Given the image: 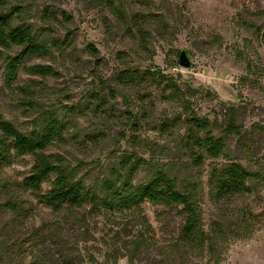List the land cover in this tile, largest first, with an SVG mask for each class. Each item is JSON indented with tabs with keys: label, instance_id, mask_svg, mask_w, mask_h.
<instances>
[{
	"label": "rangeland",
	"instance_id": "obj_1",
	"mask_svg": "<svg viewBox=\"0 0 264 264\" xmlns=\"http://www.w3.org/2000/svg\"><path fill=\"white\" fill-rule=\"evenodd\" d=\"M121 1L129 19L136 13L156 15L148 26L147 47L133 24L118 21L106 1L10 0L22 7L16 23L31 25L51 50L47 56L28 57L27 64L52 65L61 75L42 78L21 72L16 85L35 91L39 103L29 106L26 92L7 87L6 61L0 58V113L29 133L43 126L45 110L60 105L58 115L68 129L50 153L64 155L79 177L99 189L128 156L149 162L137 175V184L158 170H166L180 183L199 182L204 229L220 239L218 264H264V0ZM90 45L96 54L89 51ZM184 49L193 61L190 68L178 60ZM18 52L21 48L12 51ZM134 68L147 73V80L136 87L123 86L120 73ZM160 73L170 76L184 94L174 96ZM193 116L211 123L199 136H219L232 122L241 129V134L229 136L224 156L207 159L202 168L189 157L187 119ZM168 123L172 127L164 128ZM230 161L253 173L251 190L217 202L211 169ZM32 166L29 156L15 158L4 176L16 188ZM5 202L1 193L0 264H28L35 246L32 225L42 226L58 216L35 202L33 216L18 227L23 250H9L15 236ZM59 218L70 222L67 213ZM143 222L151 223L155 238ZM181 222L178 210H168L164 217L163 208L150 203L137 215L94 213L83 222L94 239L68 236L65 248L78 255L80 264H170L162 249L177 235ZM125 227L151 237L153 247H141L132 255L120 242L128 233ZM57 255L53 252L50 260ZM204 255L186 264H215L209 253Z\"/></svg>",
	"mask_w": 264,
	"mask_h": 264
},
{
	"label": "trees",
	"instance_id": "obj_2",
	"mask_svg": "<svg viewBox=\"0 0 264 264\" xmlns=\"http://www.w3.org/2000/svg\"><path fill=\"white\" fill-rule=\"evenodd\" d=\"M105 1L118 21L125 26L133 24L137 38L147 47L150 38L148 26L156 15L136 13L129 19L121 0H103ZM20 14L21 6L12 5L10 0H0V58L6 61L7 87L11 91L19 89L26 92L29 96L25 103L35 106L39 104L34 99L35 91L16 85L21 72L42 78L58 77L61 73L52 65L27 64L28 57L47 56L51 50L39 41L31 25L16 23ZM16 47L21 48V52L14 54L12 51ZM88 49L92 54L98 52L94 45L88 46ZM159 77L169 82L167 87L172 90L174 96L184 94L170 76L160 73ZM147 78V73H142L136 68L125 69L119 75L120 83L127 87H136ZM34 83L32 85H35ZM60 107L59 105L52 110H45L43 126L29 133L21 131L0 113V194L6 196L4 207L13 217L12 232L15 236L9 250H23L18 227L33 216L35 202L49 208L58 217L42 226L32 225L31 236L35 246L30 251L31 260L28 264H80L78 255L67 250L65 242L68 236L78 241L94 239L93 233L83 224L87 216H93L94 213L114 217L117 214L137 215L143 212L145 204L150 203L163 208L164 217L168 210H178L182 217L179 232L162 249L171 261L170 264L203 260L204 252L210 254L215 264L219 263L220 239L204 229L203 213L198 202L199 182L180 183L166 170H158L149 180L137 184V175L149 162L140 157L128 156L122 160L121 168L113 171L109 179L102 182L100 189L87 184L84 177L78 176L77 170L64 155L50 153V149L57 142H63L68 129L67 122L58 115ZM187 122L191 128L188 136L189 157L196 168H202L207 159H219L224 156L229 136L232 133L241 134L238 123L232 122L225 133L219 136L211 133L199 136V132L208 131L210 121L193 116L187 119ZM170 127L172 126L169 123L164 124V128ZM27 156L32 158L33 166L22 181L17 183L16 188H13L12 183L4 176L6 168L15 158ZM252 176L253 173L240 162L230 161L213 167L210 173L213 198L217 202L226 203L248 193L251 190L249 181ZM26 194L33 200L26 199ZM64 213H67L70 220L67 224L59 218ZM143 224L147 225L155 238L156 232L151 223ZM125 229L128 233L122 234L120 242L124 248L132 250V255L139 253L141 247H153L155 242L151 237L147 238L141 233L134 234L128 227ZM88 236L90 237L87 238ZM53 252H58L57 259L50 260ZM90 258L95 260L94 255H90Z\"/></svg>",
	"mask_w": 264,
	"mask_h": 264
},
{
	"label": "water",
	"instance_id": "obj_3",
	"mask_svg": "<svg viewBox=\"0 0 264 264\" xmlns=\"http://www.w3.org/2000/svg\"><path fill=\"white\" fill-rule=\"evenodd\" d=\"M179 63L184 68H190L192 66V59H190L186 49L182 50L179 56Z\"/></svg>",
	"mask_w": 264,
	"mask_h": 264
}]
</instances>
